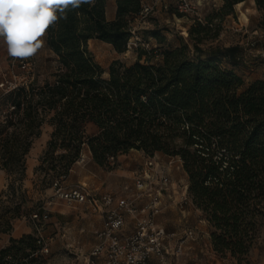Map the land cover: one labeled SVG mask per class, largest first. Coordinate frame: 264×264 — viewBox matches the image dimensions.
<instances>
[{"label": "trees", "instance_id": "1", "mask_svg": "<svg viewBox=\"0 0 264 264\" xmlns=\"http://www.w3.org/2000/svg\"><path fill=\"white\" fill-rule=\"evenodd\" d=\"M240 1L245 0H224L222 9L229 12ZM255 1L264 5V0ZM115 4L113 19L107 18V0H82L57 9V20L46 29L47 45L59 63L56 79L8 91L13 113L23 110L29 136L43 122L39 108L54 112L49 148L67 150L61 156L69 157L66 169L79 159L83 146L103 166L132 149L150 157L157 152L179 156L190 178L189 194L215 229L214 249L247 255L264 214V78L241 89L243 78L220 65L223 57L233 61L238 46L194 57L185 40L155 53L138 48L135 62L115 60L103 78L88 41L98 39L125 52L145 3ZM194 23L188 35L199 52L212 21ZM151 35L161 43L166 40L159 30ZM3 141L2 168L11 174L21 161L25 172L30 141L22 151L16 140ZM27 238L31 236L12 237L10 245L0 248V264H25L20 259L30 255Z\"/></svg>", "mask_w": 264, "mask_h": 264}, {"label": "rangeland", "instance_id": "2", "mask_svg": "<svg viewBox=\"0 0 264 264\" xmlns=\"http://www.w3.org/2000/svg\"><path fill=\"white\" fill-rule=\"evenodd\" d=\"M178 0H144L150 10L146 16H139L134 21V34L125 52H117L107 42L91 39L88 50L94 60L103 69V78L109 76V66L115 60L132 64L137 59L138 48L156 52L169 46L180 45L182 40L189 43L191 55L205 58L215 48L238 46V53L233 61L223 57L220 65L240 75L244 89L250 82L264 78V5H243L237 2L232 10L222 9L224 0H204L195 13L177 12ZM243 5V6H242ZM116 8L115 0H107V10ZM109 19V17L107 16ZM197 18L212 21L208 37L199 43L201 51L196 52L189 30ZM151 30H159L166 40L160 42ZM44 45L36 54L28 58L12 57L7 45L0 38V81L18 86L42 87L46 82L53 83L58 72L55 53L48 47L46 32L42 37ZM5 88L0 87V248L10 245V239H25L26 252L29 256L20 259L25 264H88L87 258L94 243L96 233L101 229L102 214L94 212L85 204H69L56 193L55 183L60 181L65 188H71L86 182L91 188L113 193L117 197H132L137 192L135 179L146 168V172L166 171L172 178L168 192H163L164 206L157 216V221L169 234L175 233L173 241L184 239L183 253L171 259L172 264H264V214L257 225V236L249 253L243 257L234 256L230 251L222 254L214 249V228L207 214L195 204L189 194L190 178L184 169V162L179 156H167L155 153L153 156L143 151L132 149L120 155L115 163L99 165L89 155L84 162L79 159L66 169L69 157L62 158L67 150L62 147L49 148L54 125L49 119L53 111L41 112V125L27 136L23 110L13 113L12 98ZM52 130L49 131L48 128ZM38 132V135L36 133ZM47 135V138H45ZM16 140V147L21 151L30 141L24 156L25 172H21V161L16 171L9 174L2 168L4 153L3 139ZM83 146L82 152L87 153ZM220 155V154H219ZM153 161V166L149 163ZM120 169L128 174L118 182L117 189L110 190L112 181L108 176L113 170ZM67 171L66 176L61 174ZM150 170V171H149ZM152 190L159 188V179ZM115 185V183L113 184ZM97 190V191H100ZM47 212L44 221L33 219L34 213ZM17 215L15 218H11ZM189 229L194 235L186 237ZM41 240L36 242V239ZM35 245L36 249H31ZM44 247L48 251L43 250ZM19 259V258H18Z\"/></svg>", "mask_w": 264, "mask_h": 264}, {"label": "built area", "instance_id": "3", "mask_svg": "<svg viewBox=\"0 0 264 264\" xmlns=\"http://www.w3.org/2000/svg\"><path fill=\"white\" fill-rule=\"evenodd\" d=\"M204 0H178L177 11L181 14L195 13L201 2ZM150 6L144 4L140 16H146ZM203 21V18H197ZM18 85L0 81V87L5 91H10ZM87 156L82 153L80 162H84ZM150 169L153 161L149 163ZM150 171V170H149ZM146 172V168L135 179L137 192L132 197H117L113 193L100 192L91 188L86 182L65 188L60 181L55 183L56 193L69 204H85L94 212L100 213L104 217L101 229L96 233V242L89 252L88 264H167L171 255L183 253L184 239L173 244L171 237L175 233L169 234L161 226L156 216L162 211L164 206L163 192H168L172 183V178L166 171ZM155 177L159 179V188L155 191L152 186ZM146 198L142 204L138 200ZM33 219L44 221L49 217L47 212L34 213ZM128 217H132L134 228L129 231ZM194 235V231L189 229L186 237ZM41 240H39L40 242ZM45 252L48 251L44 247Z\"/></svg>", "mask_w": 264, "mask_h": 264}, {"label": "clouds", "instance_id": "4", "mask_svg": "<svg viewBox=\"0 0 264 264\" xmlns=\"http://www.w3.org/2000/svg\"><path fill=\"white\" fill-rule=\"evenodd\" d=\"M79 5L82 0H71ZM57 5L32 3L30 0H0V38L8 54L28 58L44 45L42 37L56 20ZM43 28V31H41Z\"/></svg>", "mask_w": 264, "mask_h": 264}, {"label": "crops", "instance_id": "5", "mask_svg": "<svg viewBox=\"0 0 264 264\" xmlns=\"http://www.w3.org/2000/svg\"><path fill=\"white\" fill-rule=\"evenodd\" d=\"M242 2H243V5H249L252 9H253L254 6H256V1L255 0H245V1H242ZM115 13H116V8H114V9H110L109 8V10H107V16L109 17V19H113L115 17ZM91 127H92V125H91ZM48 130L51 131L52 129L49 127ZM45 138H47V135H45ZM85 154H86L87 158L89 157V155H91L89 149L87 150V153L85 152ZM127 174H128L127 172H125L123 170H120V169L113 170L112 173L108 176V178L112 181L113 184L115 183V185L112 184L111 187H110V190L113 191V192H116L114 190L117 189L116 187H118V185H117L118 182L122 181L123 178H124V176L127 175ZM112 188H114V190ZM97 189L100 190V187L98 186ZM100 192H105V191L104 190H100ZM145 201H146V198L145 197L142 198V199H140V200H138V202L140 204L144 203ZM157 216H156V220H157ZM102 217H103V215H102ZM102 219H103V222H104V217ZM103 222H102V225H103ZM133 228H134V221H133L132 217H128V225L126 226V229L129 230V231H131ZM173 236H175V235H173ZM173 238L174 237H171V240H170V243L171 244L175 243V242H172L173 241ZM96 240L97 239L95 237V242H96ZM174 256L175 255H171V257L168 259L167 264H172L171 263V259ZM176 256H179V255H176Z\"/></svg>", "mask_w": 264, "mask_h": 264}, {"label": "snow or ice", "instance_id": "6", "mask_svg": "<svg viewBox=\"0 0 264 264\" xmlns=\"http://www.w3.org/2000/svg\"><path fill=\"white\" fill-rule=\"evenodd\" d=\"M30 2L37 3V4L41 3V2H44V3H47L49 5H57L58 8H61V9H62V7H65V6L69 5V4L75 6L71 2V0H30ZM41 31H43V28H41Z\"/></svg>", "mask_w": 264, "mask_h": 264}]
</instances>
